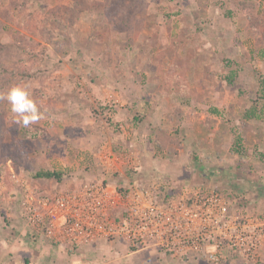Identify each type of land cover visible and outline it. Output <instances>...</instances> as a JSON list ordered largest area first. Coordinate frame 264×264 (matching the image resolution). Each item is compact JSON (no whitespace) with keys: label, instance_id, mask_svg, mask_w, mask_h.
Here are the masks:
<instances>
[{"label":"rangeland","instance_id":"rangeland-1","mask_svg":"<svg viewBox=\"0 0 264 264\" xmlns=\"http://www.w3.org/2000/svg\"><path fill=\"white\" fill-rule=\"evenodd\" d=\"M14 85L45 116L23 127L0 101V264H264V243L219 263L156 241L129 255L126 228L75 237L39 203L141 185L164 204L218 192L263 222L264 0H0V90Z\"/></svg>","mask_w":264,"mask_h":264},{"label":"built area","instance_id":"built-area-1","mask_svg":"<svg viewBox=\"0 0 264 264\" xmlns=\"http://www.w3.org/2000/svg\"><path fill=\"white\" fill-rule=\"evenodd\" d=\"M123 196L96 186L80 195L67 192L40 199L39 203L54 217L62 210L69 213L70 217L64 215L66 229L75 237L109 234L126 228L135 244L156 241L177 254L207 251L214 263L221 261L224 247L242 256H255L264 243V221L253 224L249 216L242 219L232 216L228 202L218 192L196 191L190 206L189 197L160 203L150 190L131 199L128 195L125 201ZM117 206L127 209L128 217L122 216L121 222L114 223L110 210Z\"/></svg>","mask_w":264,"mask_h":264},{"label":"clouds","instance_id":"clouds-1","mask_svg":"<svg viewBox=\"0 0 264 264\" xmlns=\"http://www.w3.org/2000/svg\"><path fill=\"white\" fill-rule=\"evenodd\" d=\"M0 101H6L14 114L15 123L28 127L45 116V111L23 85H14L7 91L0 90Z\"/></svg>","mask_w":264,"mask_h":264},{"label":"crops","instance_id":"crops-1","mask_svg":"<svg viewBox=\"0 0 264 264\" xmlns=\"http://www.w3.org/2000/svg\"><path fill=\"white\" fill-rule=\"evenodd\" d=\"M153 162L155 161V159L153 158V160H152ZM173 171H180V169L179 168H177V169H173V167L171 166L170 167ZM110 184H106V185H103V188H106L108 191H109V188H110ZM150 186V185H149ZM148 186V187H149ZM130 189H129V188ZM144 189L145 187H143V186H141V185H131V186H127V189H129V190H127V192L129 191V193H130V191H131V193H130V199L131 198H133L134 196H135V193H134V190H140V189ZM112 189V188H111ZM154 195V194H153ZM127 196H128V194H126L125 196H123V199H124V201L127 199ZM103 244V246H105V247H107V245L105 244V241H103L102 242ZM135 245V249H133L130 253H129V255H131V254H134V253H136L137 251H139L140 250V248H142V249H145L146 247H144V245H142V244H134ZM87 246V245H86ZM143 246V247H142ZM148 247V246H147ZM95 249V248H94ZM40 252V251H39ZM112 253H113V251H112ZM120 256H118L117 258H116V260H119L120 261Z\"/></svg>","mask_w":264,"mask_h":264},{"label":"trees","instance_id":"trees-1","mask_svg":"<svg viewBox=\"0 0 264 264\" xmlns=\"http://www.w3.org/2000/svg\"><path fill=\"white\" fill-rule=\"evenodd\" d=\"M37 175L45 178H61L60 173L55 170H43L42 172H38Z\"/></svg>","mask_w":264,"mask_h":264}]
</instances>
